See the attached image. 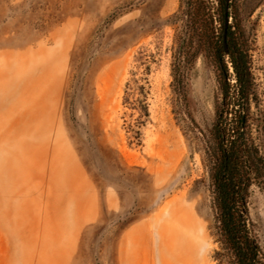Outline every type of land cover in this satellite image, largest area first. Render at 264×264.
Returning a JSON list of instances; mask_svg holds the SVG:
<instances>
[{"label":"rangeland","instance_id":"374dc122","mask_svg":"<svg viewBox=\"0 0 264 264\" xmlns=\"http://www.w3.org/2000/svg\"><path fill=\"white\" fill-rule=\"evenodd\" d=\"M233 6L251 110L264 113V0ZM184 10L0 0V264H164L165 223L183 243L176 264H217L196 147L213 122L216 69L182 52ZM249 211L264 251V183Z\"/></svg>","mask_w":264,"mask_h":264},{"label":"trees","instance_id":"16d2710c","mask_svg":"<svg viewBox=\"0 0 264 264\" xmlns=\"http://www.w3.org/2000/svg\"><path fill=\"white\" fill-rule=\"evenodd\" d=\"M182 1V52L191 58L204 52L216 69L213 122L196 144L209 180L212 258L217 264H264L249 211L251 188L264 183V113L251 110L256 92L245 31L236 22L235 0Z\"/></svg>","mask_w":264,"mask_h":264},{"label":"bare ground","instance_id":"6f19581e","mask_svg":"<svg viewBox=\"0 0 264 264\" xmlns=\"http://www.w3.org/2000/svg\"><path fill=\"white\" fill-rule=\"evenodd\" d=\"M164 230L163 233L166 236V239L164 240V248L160 250V258L164 264H176V262L181 263L183 256L181 253L183 252V243H178V246L175 244L176 242H179V239H177L176 233H170L174 231H172L169 223H165ZM187 263L190 264L188 258H186L182 264Z\"/></svg>","mask_w":264,"mask_h":264},{"label":"water","instance_id":"95a60500","mask_svg":"<svg viewBox=\"0 0 264 264\" xmlns=\"http://www.w3.org/2000/svg\"><path fill=\"white\" fill-rule=\"evenodd\" d=\"M227 24H228V20H227V18L225 17V18H224V27H226ZM224 37H225V31L223 32V39H224ZM223 50H224V52H226V45H225V43H223Z\"/></svg>","mask_w":264,"mask_h":264}]
</instances>
